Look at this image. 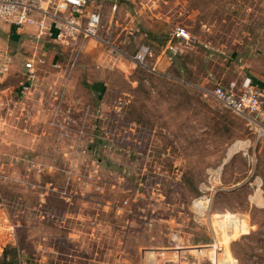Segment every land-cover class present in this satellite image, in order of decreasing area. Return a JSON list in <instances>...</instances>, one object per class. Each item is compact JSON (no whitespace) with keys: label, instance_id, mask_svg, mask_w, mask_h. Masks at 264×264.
<instances>
[{"label":"rangeland","instance_id":"374dc122","mask_svg":"<svg viewBox=\"0 0 264 264\" xmlns=\"http://www.w3.org/2000/svg\"><path fill=\"white\" fill-rule=\"evenodd\" d=\"M90 2L98 40L45 47L26 94L24 63L42 45L7 41L0 264H138L145 248L206 244L195 201L208 189L214 221H245L220 233L237 264H264V206H248L260 189L245 161L252 134L211 95L253 78L264 109V0ZM173 27L196 41L173 63L152 61V73L128 59L143 44L159 52Z\"/></svg>","mask_w":264,"mask_h":264},{"label":"built area","instance_id":"2783aa9c","mask_svg":"<svg viewBox=\"0 0 264 264\" xmlns=\"http://www.w3.org/2000/svg\"><path fill=\"white\" fill-rule=\"evenodd\" d=\"M120 1L136 0H110L113 10ZM90 3V0H0V21L17 29L34 26L43 31L46 30V21L49 19L59 26L56 38L60 44H67V37L75 39L81 36L84 39L98 40L97 33L101 19L98 13L88 11ZM195 44V39L188 32L181 27H173L159 52L143 44L138 47L130 60L135 65L147 69L150 61L160 58L171 64L178 55ZM40 63L42 60L36 58L25 61L24 68L28 75L25 84L21 86L23 94L29 91L30 82L34 78L32 73ZM10 64L9 55L0 52V80L6 78ZM211 95L228 111L246 120L254 130L251 155L253 162L257 161L256 152L261 153L264 159V110L261 106L260 89L254 86L250 79H246L239 86L235 82H230L226 87L217 86L212 90ZM212 190H208L210 197L206 204L207 217L204 218L209 229V242L194 246L175 243L167 247L145 248L140 251L138 264H237L220 235L221 231L228 233L232 227H236L235 219L226 218L223 222L220 217L214 221L208 216L209 203L217 192ZM216 228L219 235L216 234ZM119 264L132 263L120 261Z\"/></svg>","mask_w":264,"mask_h":264},{"label":"crops","instance_id":"0c3cea01","mask_svg":"<svg viewBox=\"0 0 264 264\" xmlns=\"http://www.w3.org/2000/svg\"><path fill=\"white\" fill-rule=\"evenodd\" d=\"M90 5H91V3H90ZM58 29H59V26L56 24V22L51 21L49 19L46 21V30H43V31L39 30L37 27H34V26H25V27H23L21 29H17L15 27H12V26H9V25H4V24L0 23V41H2V42H0V52L7 53V51L9 50V47H10L9 46L10 43L9 44L7 43L8 40L11 41V42H14V43H17L20 40L21 41L22 40L23 41H33L34 44L36 45V47L42 45L41 47H37V50L40 53L37 54L35 52L34 55H32L31 57H29L27 59L36 58V59H40L41 60V58H43V60L45 61L46 60V56H45V52L43 51V49L45 47H49L52 44L55 45V46H59V45L61 46L60 41L56 38L57 34L59 33ZM4 37L7 38L6 41H4V39H5ZM43 44H44V46H43ZM127 57L130 60L131 56L130 57L127 56ZM162 60L164 62H166L164 59H162ZM152 61H154V60H152ZM152 61H150L149 62L150 64L147 65L149 69H147V68H143V69H145L148 72H152V73L155 72V68L151 67ZM160 61H161V58L159 60H155L153 64L158 65V64H160ZM166 63L169 64L168 62H166ZM135 66H138V65H135ZM140 68H142V67H140ZM151 69H153V71ZM34 80H35L34 78H33V80H31L30 86H32V83L34 82ZM25 81H26V78H25ZM25 81H24V83H25ZM94 86L90 87L92 92H95L94 89H95L96 86L95 87ZM20 93L22 94V92H20ZM116 109L118 110L119 108L117 107ZM64 110H65L64 108L59 107V109H54L53 111H58L57 113H61V111H62V113H64L63 112ZM231 114H233V113H231ZM234 116H236V115H234ZM237 117H239V116H237ZM239 118H241L243 121H245V126L248 129V131L251 132L252 138L254 139V130L248 125V123L246 122L245 119H243L242 117H239ZM240 143H241V146L243 144V147L246 145V141H244V140H242ZM252 143H253V140L249 141V144H248V141H247L248 150H246V152H245L246 153L245 156L247 157V159L245 161H246V163H248L249 166H251V169H255L256 168V170H255V171H257L256 175H255L256 178L254 180L255 182L254 181L253 182L256 185H260V186H258L260 189L255 190L254 194L249 196L248 206L250 207V205L251 206L254 205L255 207H260V206L263 207L264 206V197H262V195H264V191H263L264 189H261V187H262V180L264 181V164H258L256 162H253V159L251 157V155H252V151H251ZM243 147H241L240 149L243 150ZM262 159H263V157H262ZM257 168H259V170H257ZM244 172H246V168H245ZM258 180H260V182H258ZM247 185L251 186V185H253V183H248ZM210 204L211 203H209V206H210ZM206 207H207V205H206ZM215 216H218V219L220 217L221 221H223V222L225 221L224 219L226 218V214L215 215ZM228 217H229V219H235V221H234L235 223L234 224H235L236 227H237L236 224H240L236 219H242L241 215H239V214H229ZM210 218H211V216H210ZM212 220H214V219L212 218ZM204 223H205V221H204ZM203 227L205 228V232L209 233V229L206 226V223H205V226H203ZM251 227L252 226L250 225V228ZM214 230H215V228H214ZM16 264H17V262H16Z\"/></svg>","mask_w":264,"mask_h":264},{"label":"trees","instance_id":"16d2710c","mask_svg":"<svg viewBox=\"0 0 264 264\" xmlns=\"http://www.w3.org/2000/svg\"><path fill=\"white\" fill-rule=\"evenodd\" d=\"M165 41V40H164ZM164 41H163V43H164ZM162 43V44H163ZM149 46H151V45H149ZM152 47V46H151ZM152 48H154V47H152ZM156 50V49H155ZM182 54V53H181ZM180 54V55H181ZM179 56V55H178ZM177 56V57H178ZM250 80H251V82H252V84L254 85V86H257V87H260V89H262L263 88V86L260 84V83H257L256 81H255V79H251L250 78ZM259 84H260V86H259ZM13 253H15V251L13 252ZM15 257V256H14ZM1 264H16V259L14 258V259H12L11 261H2L1 262Z\"/></svg>","mask_w":264,"mask_h":264},{"label":"bare ground","instance_id":"6f19581e","mask_svg":"<svg viewBox=\"0 0 264 264\" xmlns=\"http://www.w3.org/2000/svg\"><path fill=\"white\" fill-rule=\"evenodd\" d=\"M207 198L208 197L203 196L199 200L195 201L196 202V208L198 211H204V207L206 205ZM202 199H203V201H202Z\"/></svg>","mask_w":264,"mask_h":264},{"label":"water","instance_id":"95a60500","mask_svg":"<svg viewBox=\"0 0 264 264\" xmlns=\"http://www.w3.org/2000/svg\"><path fill=\"white\" fill-rule=\"evenodd\" d=\"M4 256H5V254H4Z\"/></svg>","mask_w":264,"mask_h":264}]
</instances>
